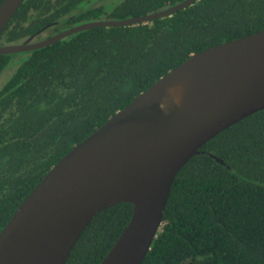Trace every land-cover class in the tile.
Here are the masks:
<instances>
[{
  "label": "trees",
  "instance_id": "trees-1",
  "mask_svg": "<svg viewBox=\"0 0 264 264\" xmlns=\"http://www.w3.org/2000/svg\"><path fill=\"white\" fill-rule=\"evenodd\" d=\"M182 1L24 0L0 46ZM263 28L264 0H197L146 24L0 55V75L15 66L0 83V230L53 165L160 77L191 54ZM131 213L119 203L96 214L65 264H100ZM141 264H264V110L214 136L179 170Z\"/></svg>",
  "mask_w": 264,
  "mask_h": 264
},
{
  "label": "water",
  "instance_id": "water-1",
  "mask_svg": "<svg viewBox=\"0 0 264 264\" xmlns=\"http://www.w3.org/2000/svg\"><path fill=\"white\" fill-rule=\"evenodd\" d=\"M23 1H1L0 32ZM195 1L83 23L44 40L0 46V55L43 48L92 28L146 24ZM262 110L264 28L191 54L50 168L0 230V264H65L91 219L119 203L132 206L131 217L100 264H141L179 170L214 136Z\"/></svg>",
  "mask_w": 264,
  "mask_h": 264
},
{
  "label": "rangeland",
  "instance_id": "rangeland-1",
  "mask_svg": "<svg viewBox=\"0 0 264 264\" xmlns=\"http://www.w3.org/2000/svg\"><path fill=\"white\" fill-rule=\"evenodd\" d=\"M116 1V0H114ZM15 66H9L7 69H5L2 74L0 75V83L2 82H6L7 79L10 77V75L12 74L13 70H14Z\"/></svg>",
  "mask_w": 264,
  "mask_h": 264
}]
</instances>
